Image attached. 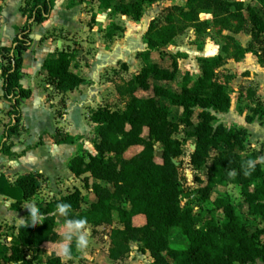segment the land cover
Listing matches in <instances>:
<instances>
[{"label":"trees","instance_id":"1","mask_svg":"<svg viewBox=\"0 0 264 264\" xmlns=\"http://www.w3.org/2000/svg\"><path fill=\"white\" fill-rule=\"evenodd\" d=\"M97 1L100 10L113 9L139 21L145 4L156 0ZM54 5L55 0H24L21 11L26 22L16 27L11 45L1 47L4 97L12 100L13 121L5 128L0 153L12 155L7 140L19 131L21 101L31 95L20 80L24 52L33 42L32 28L50 17ZM174 8L178 13L167 14L162 27H156L154 21L149 24L147 45L137 54L142 61L140 71L116 85L117 94L127 98L125 106L104 104L91 110L95 153L81 147L69 168L76 176L89 173L93 177V199L85 200L76 188L40 202V173L19 175L14 182L0 175V195L14 200L12 209L20 211L26 202H34L44 217L35 226L29 219L19 225L10 247L0 255V264H68L58 254L45 261L41 256L45 243L59 239L60 220L83 219V228L97 227L112 224L114 212L120 226L113 227L109 235L108 258L113 262L123 260L133 243H138L150 252L153 260L148 264H264V161L259 151L248 150L245 126L216 124L218 113L228 112L232 105L227 86L216 76L225 57H199L200 74L194 77L186 71L178 83L177 55L166 49L177 34L189 27L201 31L211 23L230 29L238 18L236 31L243 30L248 22L255 40L264 35V0H187L185 6ZM201 13L212 16L210 23L200 18ZM120 29L111 25L108 36ZM249 50V46L241 47V55ZM155 53L168 57L166 64L154 60ZM74 57V53L59 50L44 61L46 80L57 92L75 90L83 82V77L72 69ZM257 97L250 89L246 98L257 102L247 105L249 113L239 108L247 123L264 120V103ZM183 130L186 137L195 140L189 163L197 171L206 169V179L196 176L199 186L192 194L186 193L180 174L179 158L185 143L176 134ZM55 142L72 143L74 137L59 134ZM157 145L161 146L159 161ZM136 146L139 151L126 157V152ZM248 160L254 161L252 169L247 168ZM229 185L240 190V208L226 192L212 197ZM57 203L70 205L66 216L56 211ZM138 214L146 218L142 225L133 223ZM174 235L184 238L186 244L181 245V240L172 242ZM65 247L69 253L63 256H78L75 238Z\"/></svg>","mask_w":264,"mask_h":264},{"label":"crops","instance_id":"2","mask_svg":"<svg viewBox=\"0 0 264 264\" xmlns=\"http://www.w3.org/2000/svg\"><path fill=\"white\" fill-rule=\"evenodd\" d=\"M121 1L125 0H116L117 3ZM186 1L187 0H185L183 4L175 5L185 6ZM23 2L24 0H0V141L5 139L4 131L6 126L13 121L12 100L4 97L3 78L1 75V67L3 64L1 47L10 46L16 34V27L22 26L26 22L27 18L21 11ZM147 5L148 4L145 6ZM138 22L139 21H135L127 15L114 12L113 9L100 10L97 0H55V5L50 17L42 23L33 26L31 33L32 45L24 52L22 78L20 82L23 88L31 90V95L29 98H25L21 101L22 125L21 127L19 126V131L11 133L7 140V143L11 144L10 150L12 155L0 153V175L4 174L11 182H14L19 175L34 172L40 173L41 187L37 193V198L40 202L48 201L53 197H61L76 189L77 187L75 185L72 189L67 185L68 192L61 194V186L64 187V180L72 182L77 179L84 181L85 190L77 189L82 192L83 196L87 194L88 200L93 199L91 190V185L94 182L93 177H91L89 173L76 176L70 170L69 162L79 153L80 147H83L93 154L95 153L94 147L92 149L85 148L82 145V141L87 132L93 136V140L96 136L94 131L95 124L90 118L91 110L106 104L104 100L111 86V82L104 78L103 74L106 70L112 68L110 63H113L117 58L113 67H116L115 65L117 63L125 64L126 68H123L124 73L128 72V74H130L134 72L131 77L139 72L142 67V65H139L140 59L137 57V54L143 49L134 52L135 55H132L131 53L134 51V46L137 45V43L129 40L120 43L117 40V36L119 35L118 31L120 30H127L126 34H135V36H139V33L133 32ZM140 24H146V18H143ZM111 25H117L121 29L117 30L112 36H108L109 27ZM102 29H107V31H102ZM243 31L244 30L237 31L236 33H241ZM145 32L146 30L143 31L144 35ZM249 35L251 36L250 30ZM59 50H67L75 54L74 60L71 63L72 69L83 77V82L78 88L65 93L57 92L54 87L47 82L46 74L43 70L44 61ZM219 54L220 53L215 55ZM220 55L226 56V54L223 53ZM198 72L199 75L200 65ZM117 82L119 83V81ZM50 90L54 91L51 98L48 97ZM58 102L61 105V109H59L61 111V119L59 120L65 122L77 118V120H80L83 127H85L83 128L84 130L80 132L74 131V123H72L67 130L65 127L56 124L53 125L55 127L53 131L40 132L39 139L35 143H22L20 147H18V144L22 142L18 138V134L25 135L27 132L23 118V104L27 103L31 105L32 109L46 113L49 115V118L53 117V121H55L56 115L59 114ZM82 116L87 119V123L82 121ZM21 128H25L26 131L23 132ZM58 128L61 130L59 131ZM46 133H48L49 137L44 139ZM59 134L72 135L74 137V142L56 143L55 139ZM259 134L258 137L264 140V131ZM45 142L50 144V153L43 150L46 148ZM75 143H77V145ZM36 150L37 152H41L39 155L40 164H34L31 159V156H34ZM55 150L64 151L63 154L60 152L59 154H55V152L52 153ZM2 161L4 163H2ZM43 186L45 188H42ZM41 191L48 193L50 198L44 196L45 198L39 199ZM57 192H60V194L57 195ZM13 202L14 200L12 198L0 195V255L10 247L13 236L17 233L19 225L29 219L27 208L25 207L20 211H16L11 208ZM37 209L40 213V207ZM60 221L66 222L64 220ZM145 222L146 218L143 214H138L133 218V223L135 225H142ZM8 225L11 226L10 234L5 236L3 235L5 232L4 228ZM119 226L120 225L117 227ZM113 227V224L95 227V229L98 230H101V228L106 229L103 238L104 243L107 245V256L110 246L109 235ZM82 231L87 234L88 238L90 235V228H86L85 226ZM59 234L60 236L57 241L47 242L43 245L41 256L44 261L55 254L61 255L63 261L77 257L63 256L62 252V248L74 239L75 236L71 239H65L61 236L60 231ZM109 261L111 260L109 259Z\"/></svg>","mask_w":264,"mask_h":264},{"label":"rangeland","instance_id":"3","mask_svg":"<svg viewBox=\"0 0 264 264\" xmlns=\"http://www.w3.org/2000/svg\"><path fill=\"white\" fill-rule=\"evenodd\" d=\"M159 1V2H157ZM252 0H244L245 3H249ZM185 0H156L153 3L145 6V11L143 17L139 20L138 25L136 26V30L133 32L139 33V36H135V34H126L127 30L118 31L119 35L117 36V40L121 43L122 41L127 42V40L131 42H136L137 45L134 46V51L131 53L135 55L134 52H137L141 49H145L147 45V37L146 32L145 35L143 31H147L149 24L154 21L156 27H162L166 24L165 17L169 13H178L175 10V4H183ZM146 5V4H145ZM154 16V17H153ZM146 18V24H140V21ZM200 18L206 20L210 23V19L212 16L208 13H202ZM238 19H234L233 28L230 29H221L219 26H214L211 23L206 27L202 28L201 31H195L193 27L187 28L182 33L177 34L171 42L166 46L167 51L174 53L177 55V60L179 64V72L177 75V82L181 81L183 74L186 71H189L194 77L198 75L199 71V62L198 59L200 56L206 55H215V54H226V60L223 65H221L217 69V79L224 83L230 94H231V108L226 113H218L217 123L221 122L227 126H245L248 130L247 138H246V146L249 151H259L261 153L260 159L264 160V140L259 138V133L264 131V120L255 119L253 123H247L244 119V114L249 113L250 109H248L247 105L254 104L257 102L256 100H248L246 98L247 92L252 89L255 90L257 96L260 97V101L264 103V35L258 37L257 39L252 41L251 36L249 35L250 26L248 22H245V28L243 29L245 33H236V26L238 24ZM249 26V27H248ZM102 31H107L102 29ZM143 35V36H142ZM251 38V40H250ZM246 46L251 49L246 52L244 55H241V47ZM153 59L157 60L160 64H166L168 57H160L159 54L155 53L153 55ZM117 58L111 64L112 68L106 70L104 72L103 77L108 79L110 83L109 90L107 91L106 98L104 102L114 108H123L127 102V98L121 97L116 92V85L124 82L131 78L132 73L128 74V72L124 73L123 64L116 63ZM122 60V59H121ZM139 65H142V61L140 60ZM40 80V79H39ZM41 82V81H39ZM45 89V88H44ZM54 91H49V98L53 96ZM39 95V94H37ZM257 97V98H258ZM48 98V99H49ZM256 98V99H257ZM259 101V102H260ZM58 115H56V120L53 121V117L49 118V115L43 113L41 111H35L32 109L31 105L24 103L23 104V118L24 123L27 128V132L25 135L18 134V138L22 141L19 143L18 147L23 144H31L35 143L39 139L40 132L48 131L51 132L55 129L53 125H61L65 127L66 130L74 123L73 130L74 131H82L84 130L82 123L77 118H73L71 121L61 122V105L58 102ZM54 107V106H53ZM239 108L244 109V114H241ZM176 110L174 111V115H176ZM73 121V122H72ZM82 121L87 123V119L82 116ZM79 123V124H77ZM22 121L19 126L21 127ZM19 127V129H20ZM23 132L26 131L25 128H21ZM60 131L61 129L58 128ZM49 137L48 133H46L45 138ZM176 137L184 140V154L179 158L181 161L180 166V174L185 182V189L187 194H192L193 191L199 186V183L196 181V176H201L203 179H206V169L195 170L193 166L189 163L190 153L192 152V145H194V139L188 138L185 135V131H180L176 134ZM46 141V140H45ZM83 146L88 149H92L93 136L90 133H86V136L83 139ZM45 147L43 150L48 151L50 153L49 143L45 142ZM77 145V143H75ZM160 145H157V154L156 160H160ZM81 148V147H80ZM140 147H133L129 151L126 152V156H132L136 152H138ZM42 151V150H41ZM64 151V150H63ZM61 150H55V154L62 153ZM80 152V150H79ZM41 152H35L34 156H31V159L34 164L39 163V155ZM61 154V155H62ZM67 154V151H66ZM2 163H4L2 161ZM73 188L74 185L80 190H85L84 181L77 179L75 181H67L64 180V187L61 186L62 191L61 194H65L68 192V187ZM42 188H45L44 186ZM43 190V189H42ZM222 192L228 193L233 201V204L237 207H241L242 198L240 195V190L236 185H229L225 189H219L215 193H213L212 197L215 198ZM86 193V192H85ZM57 195L60 192L56 193ZM44 196L50 198L48 193H44L41 191L39 194L40 198H45ZM87 194H85L84 198L87 199ZM183 202H186L184 200ZM195 205V201L193 202ZM208 203L207 205H209ZM195 211L198 214L199 209L197 205H195ZM196 221L199 224L200 218L196 217ZM66 222H60L59 231L61 236L65 238L66 229L64 227ZM114 227L120 225L117 217V213L114 212V221L112 223ZM264 226V222L262 223ZM90 228V235L87 238V244L83 248H79V254L77 257L72 259H66L65 261L69 264H148L153 259L150 255L149 251H144L141 249V245L138 243H133L132 249L130 253L121 261L112 262L109 261L106 250L107 245L104 243L103 234L106 232L105 228H101V230L95 229L94 226L88 225L86 228ZM5 232L3 235L7 236L10 234L11 226L8 225L4 228ZM87 237V234H86ZM73 238V237H72ZM181 240V245L186 244V240L181 236L174 235L172 242L178 243ZM82 255V256H81Z\"/></svg>","mask_w":264,"mask_h":264},{"label":"clouds","instance_id":"4","mask_svg":"<svg viewBox=\"0 0 264 264\" xmlns=\"http://www.w3.org/2000/svg\"><path fill=\"white\" fill-rule=\"evenodd\" d=\"M247 168L252 169L254 166L253 160H248L247 162ZM248 173L245 172V175ZM25 207L28 210V217L30 220L31 226H35L37 223H40L43 221L44 217L40 215L38 212V209L35 206L34 202H26ZM70 209V205L67 203H57L56 205V211L59 214L67 215L68 210ZM85 224V221L83 219H73L66 221L64 227L66 229L65 232V239H71L73 236H75V244L77 248H83L87 244V237L86 233L82 231V228ZM62 252L67 255L69 253V249L67 247L62 248Z\"/></svg>","mask_w":264,"mask_h":264},{"label":"water","instance_id":"5","mask_svg":"<svg viewBox=\"0 0 264 264\" xmlns=\"http://www.w3.org/2000/svg\"><path fill=\"white\" fill-rule=\"evenodd\" d=\"M192 149L194 150L195 149V144L194 145H192ZM260 263V262H259Z\"/></svg>","mask_w":264,"mask_h":264}]
</instances>
